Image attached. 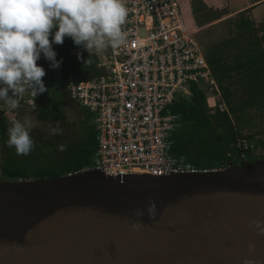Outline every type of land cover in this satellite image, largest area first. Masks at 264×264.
I'll return each mask as SVG.
<instances>
[{
  "label": "water",
  "instance_id": "95a60500",
  "mask_svg": "<svg viewBox=\"0 0 264 264\" xmlns=\"http://www.w3.org/2000/svg\"><path fill=\"white\" fill-rule=\"evenodd\" d=\"M256 219L264 228L261 160L202 174L0 180V264H264Z\"/></svg>",
  "mask_w": 264,
  "mask_h": 264
},
{
  "label": "built area",
  "instance_id": "2783aa9c",
  "mask_svg": "<svg viewBox=\"0 0 264 264\" xmlns=\"http://www.w3.org/2000/svg\"><path fill=\"white\" fill-rule=\"evenodd\" d=\"M125 6V44L94 50L99 75L86 80L68 78L65 84L70 100L91 116L95 132L91 165L83 170L94 169L111 177H161L225 169L229 162L218 169L196 168L170 153L172 135L181 126L179 114L172 109L176 100L191 95L192 85L204 93L211 112L226 110L196 38L199 30L189 3L125 0ZM26 93L25 106L19 107L35 111V97ZM234 149L244 152L250 146L238 140ZM239 158L246 160L244 154Z\"/></svg>",
  "mask_w": 264,
  "mask_h": 264
},
{
  "label": "trees",
  "instance_id": "16d2710c",
  "mask_svg": "<svg viewBox=\"0 0 264 264\" xmlns=\"http://www.w3.org/2000/svg\"><path fill=\"white\" fill-rule=\"evenodd\" d=\"M188 3L195 25L201 27L218 20L216 10L207 7L203 0H188ZM233 27L237 37L219 42L205 52L226 110L211 112L204 93L194 85L190 88L191 95L176 100L172 109L179 114L181 126L172 135L170 153L196 168L218 169L227 162L239 164L241 154L250 163L264 161V154L259 156L251 149L244 152L235 150L236 153L229 154L231 145L237 140H251L264 134V22L255 27L246 12H241L237 14ZM49 39H52L51 35ZM52 48L56 60L61 61L59 68L50 67L43 54L36 61L45 70L42 80L48 91L35 97L36 110L33 113L38 121L44 123H56L60 119L65 108L62 92L69 73L74 71L71 67L72 52L82 46L65 37L63 44L53 43ZM95 63L96 60L94 67ZM98 75L99 71L92 77ZM8 94L12 95L10 91ZM75 108L83 117V134L77 139L65 140L57 156L50 155L56 147L45 146L42 140L34 144L28 155H17L14 148L7 146V139L0 138L3 145L1 177L14 181L55 178L89 167L96 148L95 132L91 116L76 104ZM250 121H257V124L250 125V129L254 127L252 133L243 135L244 124ZM4 122L0 119V124Z\"/></svg>",
  "mask_w": 264,
  "mask_h": 264
},
{
  "label": "clouds",
  "instance_id": "9594fccd",
  "mask_svg": "<svg viewBox=\"0 0 264 264\" xmlns=\"http://www.w3.org/2000/svg\"><path fill=\"white\" fill-rule=\"evenodd\" d=\"M127 15L125 0H0V100L14 110L19 107L17 97L23 93L36 97L48 91L42 80L45 70L36 61L43 54L50 67L59 68L61 61L56 60L52 45L63 44L65 37L88 53L125 44L122 25ZM77 58L80 59L79 53ZM91 63L90 58L84 61V65ZM33 127L32 116L10 121L6 144L17 155L32 151ZM50 132L58 134V128H51ZM261 223L256 219L250 221V226L264 234ZM252 247L249 245V250Z\"/></svg>",
  "mask_w": 264,
  "mask_h": 264
},
{
  "label": "rangeland",
  "instance_id": "374dc122",
  "mask_svg": "<svg viewBox=\"0 0 264 264\" xmlns=\"http://www.w3.org/2000/svg\"><path fill=\"white\" fill-rule=\"evenodd\" d=\"M228 0H225V2ZM259 0H251L250 3L252 5L256 4ZM188 3V0H185ZM204 2V1H203ZM207 7L210 9L216 10L218 20L207 24L205 26L199 27L195 25L198 33L196 38L200 42L204 52L206 50L219 42L225 41L230 37H237V31L234 29L233 24L234 20L237 19V14L234 13L238 10V8H234L231 6H225L223 8V1L220 3L217 0H214L212 3L204 2ZM221 4V5H220ZM250 4V6H251ZM220 6H223L219 8ZM239 14V13H238ZM246 15H249L246 12ZM250 18V17H249ZM188 19H191L190 14H188ZM251 19V18H250ZM259 19V18H258ZM261 22L264 21L263 16L260 19ZM260 24H258L259 26ZM257 26V25H256ZM77 53L80 55V59L77 58ZM94 50L88 51L85 48H80L72 52V61L71 67L74 68V71L69 73V78L75 79H87L89 77L94 76L98 70L94 67V61L97 60V57L94 55ZM95 57V58H94ZM88 58L91 59L92 63L89 66V69L84 65V61ZM28 94L25 92L21 96L17 97L19 100V104L25 106L26 99ZM65 99L68 104H65V108L62 109V114L60 115V121L58 120L56 123H44L40 122L36 119L34 111L26 110L25 107H18L17 109H9L8 106L4 103H0V119H3L5 122L0 124V138L8 139L7 136V128L10 126V121L13 119L23 120L26 116H32L34 118V127L30 131V135L34 141V144H37L38 141H44L45 146L53 145L56 147L55 151H53L50 155L57 156L60 154V147L65 143L67 139H77L82 136L83 132L81 130V120L83 119L82 115L78 111L75 110L74 104L68 100L65 95ZM225 108V107H224ZM61 116L65 119H61ZM257 124V121H250L249 123L244 124V128L242 131L243 135H248L253 132L254 127L250 129V125ZM51 128H58V134H52L50 132ZM256 129V128H255ZM243 139V138H242ZM238 141V140H237ZM236 141V142H237ZM250 146L251 151L254 154L262 155L264 154V134L262 136H254L253 139L248 140L244 139ZM3 150L2 142L0 141V178L1 180H5L1 177V153ZM46 150V149H43ZM236 153L234 149V145H231L229 154Z\"/></svg>",
  "mask_w": 264,
  "mask_h": 264
},
{
  "label": "crops",
  "instance_id": "0c3cea01",
  "mask_svg": "<svg viewBox=\"0 0 264 264\" xmlns=\"http://www.w3.org/2000/svg\"><path fill=\"white\" fill-rule=\"evenodd\" d=\"M203 1L207 3H212L214 0H203ZM217 1L220 3L223 1L224 7L220 6L219 8L223 7L225 9V6H231L234 8H238V10L234 12L236 14L241 12H247L249 17L251 18V21L254 23L255 27H257L258 24L262 23L260 19L262 16L264 18V0H259L254 5L250 3L251 0H228V2L227 1L225 2V0H217Z\"/></svg>",
  "mask_w": 264,
  "mask_h": 264
},
{
  "label": "flooded vegetation",
  "instance_id": "af4514ba",
  "mask_svg": "<svg viewBox=\"0 0 264 264\" xmlns=\"http://www.w3.org/2000/svg\"><path fill=\"white\" fill-rule=\"evenodd\" d=\"M62 93H63V97H64V99L66 98V97H65V95H66L67 98H68V100L71 101L70 98H69V96H68V94H67V92H66V89H63V92H62ZM71 102H72V101H71ZM72 103H73V102H72ZM65 104H66V105L68 104V102H67L66 99H65ZM74 105H75V104H74ZM74 108H75V106H74ZM75 110L78 111L77 108H75ZM59 121H60V119H59Z\"/></svg>",
  "mask_w": 264,
  "mask_h": 264
}]
</instances>
